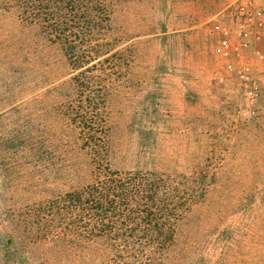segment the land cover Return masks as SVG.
<instances>
[{
  "label": "rangeland",
  "instance_id": "obj_1",
  "mask_svg": "<svg viewBox=\"0 0 264 264\" xmlns=\"http://www.w3.org/2000/svg\"><path fill=\"white\" fill-rule=\"evenodd\" d=\"M107 3L112 45L87 66L104 77L110 168L207 193L191 209L181 194L184 217L162 264H264V42L240 32L228 0ZM81 65L0 9V264L111 256L105 238L52 240L53 223L38 217L40 203L94 179L68 108ZM28 136L44 141L37 156Z\"/></svg>",
  "mask_w": 264,
  "mask_h": 264
},
{
  "label": "trees",
  "instance_id": "obj_2",
  "mask_svg": "<svg viewBox=\"0 0 264 264\" xmlns=\"http://www.w3.org/2000/svg\"><path fill=\"white\" fill-rule=\"evenodd\" d=\"M0 9L38 28L44 39L61 48L72 68L79 64L83 68L71 78L76 96L68 108L71 125L80 128V139L95 168L94 179L40 203L39 221L53 223L55 228L47 234L54 241L65 235L86 241L105 238L111 256L104 264H162L184 217L180 208L185 195L181 194L189 195L191 209L195 195L205 198L207 193L197 192L196 187L181 189L155 173L110 168L104 77L93 73L98 64L87 66L112 45L107 38V0H0ZM114 55L105 59L109 70L115 66ZM23 138L37 156L44 141ZM194 182L197 187L206 186ZM63 224L66 232L60 230Z\"/></svg>",
  "mask_w": 264,
  "mask_h": 264
},
{
  "label": "built area",
  "instance_id": "obj_3",
  "mask_svg": "<svg viewBox=\"0 0 264 264\" xmlns=\"http://www.w3.org/2000/svg\"><path fill=\"white\" fill-rule=\"evenodd\" d=\"M227 7L235 9L240 32L246 35L249 31L259 42H264V0H228ZM258 54L264 61V50L258 51ZM241 77L247 79L244 72ZM247 93L252 101L258 96V86L255 82L249 86Z\"/></svg>",
  "mask_w": 264,
  "mask_h": 264
}]
</instances>
